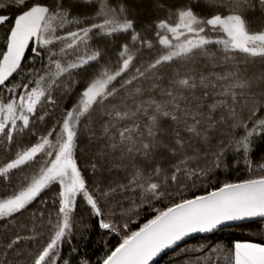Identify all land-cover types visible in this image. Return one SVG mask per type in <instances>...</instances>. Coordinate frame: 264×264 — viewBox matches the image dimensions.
<instances>
[{
    "label": "snow or ice",
    "instance_id": "6c2138e0",
    "mask_svg": "<svg viewBox=\"0 0 264 264\" xmlns=\"http://www.w3.org/2000/svg\"><path fill=\"white\" fill-rule=\"evenodd\" d=\"M9 6L18 13L0 51V91L8 94L6 101L0 99V142L13 150L19 138L48 115V106L57 107L62 96L81 87L75 105L65 109L45 135L0 164L2 183L16 170L42 162L36 174L21 177L11 193L0 194V221L19 219L42 192L52 185L59 188L57 218L48 221L45 246L38 251L26 247V241L37 238L35 228L33 235L15 228L2 231L0 264H71L61 252L72 232L78 199L90 206L100 228L124 232L102 264H153L165 250L194 234L264 218V163L254 170L250 159L257 139H264V30H251L244 15L257 7L264 11V0H227L226 13L207 16L190 4L169 6L170 11L175 8L177 20L155 23V43L137 31L135 12L143 3L117 8L104 0L88 25L65 0H0V9ZM12 19L0 12V25ZM71 25L78 27L72 30ZM65 28L66 34L58 32ZM118 33H129L131 40L120 46L116 66L111 67L104 61L106 53L92 49L90 42L93 36ZM30 44L40 67L26 73L22 62ZM197 57L204 59L205 69L211 66L207 72L190 67ZM217 67L221 71H215ZM14 74L25 78L17 83L10 79ZM77 76L87 79L81 84ZM86 131L84 154L95 177L91 187L77 164ZM230 153L238 154L233 159H242L254 174L206 195L183 196L182 187L210 181L213 169L224 166ZM127 193L141 204L180 198L156 208L154 218L139 230L128 231L130 221L105 218L129 214L126 208L120 211L123 199H130ZM209 251L222 255L226 264H264V245L258 243L237 242L231 249ZM213 259L207 257L206 264Z\"/></svg>",
    "mask_w": 264,
    "mask_h": 264
},
{
    "label": "trees",
    "instance_id": "16d2710c",
    "mask_svg": "<svg viewBox=\"0 0 264 264\" xmlns=\"http://www.w3.org/2000/svg\"><path fill=\"white\" fill-rule=\"evenodd\" d=\"M33 0H28V3H32ZM51 2V0H48ZM104 0H65L67 6H71L74 15L84 20V25H88L94 22L92 18L96 17L99 10V5ZM107 3L111 7H119L121 4L139 5L143 3L145 6L137 8L135 12L137 31L155 43V23L159 20H167L169 23H174L176 16L174 15L175 8L170 7L172 5H185L190 4L194 11L199 15L207 16L210 13L219 11L220 13H226L227 0H216V4H210L207 0H107ZM162 4L163 7H158ZM0 12H7L12 20L6 25H0V51L4 50V37L8 32L9 27L14 22V17L18 13V9L9 6L5 9H0ZM245 17L248 20L249 27L253 31L264 30V11L259 7L256 9H249L244 12ZM100 20L103 17H99ZM72 30H75L77 25L69 26ZM68 28L58 30L60 34H66ZM131 36L129 33H118L111 37L108 36H93L90 45L92 49H102L106 55L104 61L109 62V66L115 67L117 60V52L120 46L124 43H129ZM158 47V45H157ZM216 51L215 47L212 49ZM147 52L148 50L145 49ZM217 55L219 53L217 52ZM243 59V57H241ZM40 58L37 57L33 51V47L28 51L22 67H25L26 73H30L32 68L40 67ZM205 61L201 57H197L190 67H196L200 71L207 72L209 69H205L203 66ZM258 67V65H257ZM97 68H89V73H95ZM215 71H221L220 67L214 69ZM25 77H17L16 74L12 80L18 82ZM76 79L81 81V84L87 79L86 76H77ZM19 83V82H18ZM81 85H77L71 94L62 96L60 100V106L53 108L48 106V115L45 116L43 121H36L32 126V133H25L20 138L16 147L9 151L0 142V164L8 162L14 157L15 152L20 147H27L32 143H35L41 135H45L50 128L57 123V121L63 115V111L69 106H73L77 102V92L80 91ZM57 95H59L57 93ZM3 97V92L0 91V98ZM87 131L84 136L81 137L79 148L77 150V164L81 167L82 173L85 179L88 181L89 186L94 183L95 177L88 164V156L84 153L87 152ZM235 153H230L224 166L213 169L211 172V180H196L192 187H182L183 196L185 198H194L198 195H206L211 191L217 190L226 182H242L244 179L249 178L250 175L254 174L250 172L243 160L240 159L239 163L233 159ZM252 160L253 169H257L258 165L264 163V139H257L253 152L250 154ZM40 157H37V161ZM203 161L201 164L203 165ZM42 162H33L31 166H24V169L16 170L12 175L11 180H4L0 183V194L11 193V191L17 187L20 183L21 177H30L36 174L38 169L41 167ZM255 174H259L256 172ZM192 184V181H189ZM103 187V185H102ZM58 186L52 185L41 193V197H38L32 205H29V211H27L19 219H9L7 222L0 221V232L15 228L21 231L22 235H33V229H37L36 240L26 241L25 245L31 246L30 250L38 251L40 248L45 246L49 237V225L48 221L51 220L53 223L57 218L58 202L57 193ZM126 197L123 199V211L125 208L129 210V214L120 216L119 212L117 216L105 217L106 219L111 218L114 221L119 217L118 222L123 223L130 221L128 224V231H137L144 223L154 218L156 208H166L170 202L179 199V196H169L168 198H162L161 201H152L151 204L145 202L140 203L132 193L125 194ZM43 199V203L41 202ZM135 201V204H133ZM90 206L78 199L76 211L73 213V227L69 241L62 244L61 255L65 260L71 261V264H82L83 261H88V264H102V259L110 251L114 250L115 247L121 242L124 232L122 231L119 235L112 233L110 230H106L99 227V218L95 217L89 211ZM35 213V215H33ZM43 213V216L40 214ZM37 220V221H36ZM39 222V223H38ZM258 243L264 245V220L249 222L226 229L218 232H213L208 235L196 238L188 243H185L178 248L174 249L167 255H165L156 264H196L200 261V264H206V258L213 256V264H226L224 257L219 253H213L209 249L215 248H226L231 249L235 243ZM76 249V251H73ZM204 249V251H201Z\"/></svg>",
    "mask_w": 264,
    "mask_h": 264
},
{
    "label": "water",
    "instance_id": "95a60500",
    "mask_svg": "<svg viewBox=\"0 0 264 264\" xmlns=\"http://www.w3.org/2000/svg\"><path fill=\"white\" fill-rule=\"evenodd\" d=\"M31 47L34 48V45L30 44V45H29V49H28V51L30 50ZM28 51L25 53V57H26ZM23 62H24V61H23ZM23 62H22V64H23ZM14 75H15V74H14ZM14 75H13V77H14ZM13 77H12V78H13ZM12 78H10V79H12ZM261 220H264V218H259V217H257V218L247 219V220H244V221L228 222V223H226V224H224V225H221L220 228L217 229V230H215L214 232H218V231L223 230V229H226V228H228V227H233V226H236V225H241V224H245V223H249V222H254V221H261ZM212 233H213V232H212ZM208 234H210V233L194 234L193 236L186 238L185 241L180 242L177 246H175V247H173V248H170V249H167V250H165L163 253H161L160 256H158L157 258H155L153 264H156V263H157L159 260H161L165 255H167L168 253H170V252L173 251L174 249L178 248L179 246H181V245H183V244H185V243H188V242H190V241H192V240H194V239H196V238L202 237V236H204V235H208Z\"/></svg>",
    "mask_w": 264,
    "mask_h": 264
},
{
    "label": "rangeland",
    "instance_id": "374dc122",
    "mask_svg": "<svg viewBox=\"0 0 264 264\" xmlns=\"http://www.w3.org/2000/svg\"><path fill=\"white\" fill-rule=\"evenodd\" d=\"M176 20H177V18H175V20H174V23L176 22ZM174 23H172V24H174ZM214 36L216 35V34H213ZM159 47V46H158ZM19 82V81H18ZM17 82V83H18ZM0 99H3V100H7L8 99V94L6 93V92H3V97H1ZM60 100H58V105L60 106ZM75 105V104H74ZM73 105V106H74ZM37 221V220H36ZM39 223V222H38ZM69 239H70V236H68L67 238H66V241H69Z\"/></svg>",
    "mask_w": 264,
    "mask_h": 264
}]
</instances>
